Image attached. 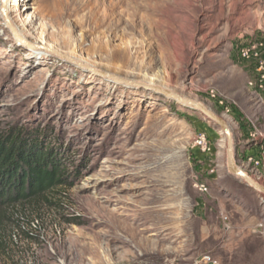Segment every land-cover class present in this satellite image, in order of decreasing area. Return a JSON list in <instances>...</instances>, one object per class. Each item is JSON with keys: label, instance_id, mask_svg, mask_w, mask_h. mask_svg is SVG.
Wrapping results in <instances>:
<instances>
[{"label": "rangeland", "instance_id": "1", "mask_svg": "<svg viewBox=\"0 0 264 264\" xmlns=\"http://www.w3.org/2000/svg\"><path fill=\"white\" fill-rule=\"evenodd\" d=\"M18 4L29 41L223 116L238 164L264 184V0ZM36 51L7 27L0 0V129L38 135L78 172L47 199L0 210V264H264V198L228 171L217 126ZM199 132L211 154L194 146Z\"/></svg>", "mask_w": 264, "mask_h": 264}, {"label": "trees", "instance_id": "2", "mask_svg": "<svg viewBox=\"0 0 264 264\" xmlns=\"http://www.w3.org/2000/svg\"><path fill=\"white\" fill-rule=\"evenodd\" d=\"M38 135L27 136L22 128L0 129V210L40 198L72 185L78 175L65 157Z\"/></svg>", "mask_w": 264, "mask_h": 264}, {"label": "water", "instance_id": "3", "mask_svg": "<svg viewBox=\"0 0 264 264\" xmlns=\"http://www.w3.org/2000/svg\"><path fill=\"white\" fill-rule=\"evenodd\" d=\"M1 14L4 19L5 24L10 29L12 34L16 37V39L21 44L33 50L45 51L77 67H80L86 71L94 73L95 75L99 77H102L105 79H111L116 82L128 85V86L142 88V89H146L149 91H154L160 95H163L164 97L168 98L171 101L177 102L186 108H190L200 113L205 121L210 122L214 124L215 126H217L220 129L221 133L224 135V138L226 141L225 152H226V158H227V168L230 174H232L235 178L245 182L249 187H251L255 192H257L261 197L264 198V184L257 181L248 171H246L244 168H242L238 164L237 157H236L235 138H234L233 130L229 122L223 116L217 114L215 111L209 108L205 103L189 98V97H186L178 92H175L171 89H168V88H165L159 85H153V84L145 83L142 81L127 79L117 74L101 70L71 55H68L62 51L29 41L28 39H26L19 33L16 26L11 21L9 14H8V9H7V0H1Z\"/></svg>", "mask_w": 264, "mask_h": 264}, {"label": "built area", "instance_id": "4", "mask_svg": "<svg viewBox=\"0 0 264 264\" xmlns=\"http://www.w3.org/2000/svg\"><path fill=\"white\" fill-rule=\"evenodd\" d=\"M253 48H255V47H253ZM250 52H251V50H249V49H242L241 55L244 58H249ZM194 146L196 148H198L199 151L204 153V154L209 153L211 151V148H212L209 137L207 136V134L205 132H199L196 135L195 141H194ZM196 186L201 191H207L208 190L207 186L203 182H198ZM224 219L227 220L228 218L225 216ZM204 260L211 261L212 259L210 256H206V257H204Z\"/></svg>", "mask_w": 264, "mask_h": 264}, {"label": "bare ground", "instance_id": "5", "mask_svg": "<svg viewBox=\"0 0 264 264\" xmlns=\"http://www.w3.org/2000/svg\"><path fill=\"white\" fill-rule=\"evenodd\" d=\"M18 1H19V0H7L8 14H9V17H10L11 21L13 22V24L16 26L17 30L19 31V33H20L23 37L29 39V37H31V36H30L31 33H27L26 30H25L26 28H21V26H20V25L18 24V22H17V14H16V12H17V5H19V4H18ZM37 43L42 44V45H46V46H49V47H53L51 44H48L44 39H43V40H38ZM53 49H54V48H53ZM36 52H38V53H45V54H48L47 52H45V51H40V50H37ZM48 55H49V54H48ZM73 56H74L75 58H77V59L83 61V62H86V63H88V64H90V65L96 67L93 63H91V62L85 60L83 57H77V56H75V55H73ZM223 136H224V135H223Z\"/></svg>", "mask_w": 264, "mask_h": 264}, {"label": "crops", "instance_id": "6", "mask_svg": "<svg viewBox=\"0 0 264 264\" xmlns=\"http://www.w3.org/2000/svg\"><path fill=\"white\" fill-rule=\"evenodd\" d=\"M199 150V149H198ZM212 150H213V147L211 148V151L209 152V153H207V154H211L212 153Z\"/></svg>", "mask_w": 264, "mask_h": 264}]
</instances>
